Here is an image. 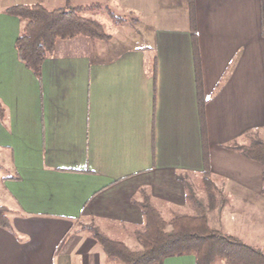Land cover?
I'll return each mask as SVG.
<instances>
[{
	"label": "crops",
	"instance_id": "0c3cea01",
	"mask_svg": "<svg viewBox=\"0 0 264 264\" xmlns=\"http://www.w3.org/2000/svg\"><path fill=\"white\" fill-rule=\"evenodd\" d=\"M262 2L194 0L208 179L235 206L264 199L263 166L236 149L264 131ZM36 4H99L136 24L122 39L125 26L108 42L58 41L38 79L16 50L24 23L6 13ZM188 5L0 0V206L10 220L0 227V264H121L91 226L139 252L144 198L165 221L189 207V189L204 185V157Z\"/></svg>",
	"mask_w": 264,
	"mask_h": 264
},
{
	"label": "trees",
	"instance_id": "16d2710c",
	"mask_svg": "<svg viewBox=\"0 0 264 264\" xmlns=\"http://www.w3.org/2000/svg\"><path fill=\"white\" fill-rule=\"evenodd\" d=\"M190 30L192 36L194 68L199 91V106L204 157L205 187L211 188L209 176L208 141L206 128L207 100L203 92V77L198 45L195 3L189 0ZM11 16L18 17L24 27L16 40L19 59L40 79L44 61L53 54L58 41H69L78 37L92 41L108 42L112 39L103 25L87 17V13H105L116 27L126 23V19L116 15L109 7L99 4L48 10L42 4L14 6L6 10ZM262 25L264 28V0L262 2ZM4 108L0 104V119L4 118ZM246 158L259 163L264 168V142L256 139L248 146H236ZM264 184V171H263ZM190 193L192 191L189 189ZM189 197V196H188ZM192 198V196H191ZM195 201V200H194ZM194 203L197 204V201ZM142 210L145 228L136 232L135 237L142 250L131 251L124 243L113 241L90 227L94 238L101 245L107 257L122 264H164L173 257L194 255L195 264H264V252L250 246L240 239L227 236L210 226L205 212L196 216L175 214L167 222L144 198ZM9 210L0 206V227L10 228Z\"/></svg>",
	"mask_w": 264,
	"mask_h": 264
},
{
	"label": "rangeland",
	"instance_id": "374dc122",
	"mask_svg": "<svg viewBox=\"0 0 264 264\" xmlns=\"http://www.w3.org/2000/svg\"><path fill=\"white\" fill-rule=\"evenodd\" d=\"M87 14L89 17L100 21L104 25V30L108 34L117 35V31H119L117 29L118 27L112 23L105 13ZM120 17L126 19V23L121 26H125L126 29L121 30V33L118 34V37L122 39L125 37L128 30L131 29L130 27H133L136 22L132 16L122 15ZM256 139L264 142V131L254 133L249 138L248 142L242 144L241 146H248ZM0 171L5 170L3 169ZM198 186L200 187L198 193H194L192 191L191 194L189 191V207L186 209V211L174 213L173 216L175 214L196 216L199 213L200 207L202 209L201 211L206 213L210 226L213 230L219 231L227 236L236 237L244 243L264 252V199L257 205L252 203H244L242 205L235 206L234 204L232 205V203L230 204L231 201L229 199L216 197V190L212 189V186L208 189L203 184H199ZM194 200L197 201V204L194 203ZM135 250H137V248L134 250L133 248L131 249V251L134 252ZM141 250L142 249L140 248L139 251Z\"/></svg>",
	"mask_w": 264,
	"mask_h": 264
}]
</instances>
